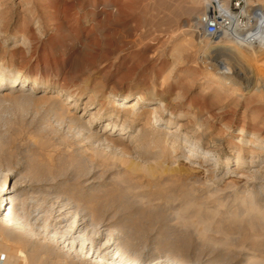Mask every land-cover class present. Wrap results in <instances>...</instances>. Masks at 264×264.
Masks as SVG:
<instances>
[{
  "label": "rangeland",
  "instance_id": "1",
  "mask_svg": "<svg viewBox=\"0 0 264 264\" xmlns=\"http://www.w3.org/2000/svg\"><path fill=\"white\" fill-rule=\"evenodd\" d=\"M234 1L222 0L225 5ZM202 4L0 0V71L27 78L22 91L0 89V187L16 191L15 214L27 228L23 233L0 223V264H14L12 250L19 260L20 252H34L35 260L26 264H87L83 254L68 258L61 245L48 240L58 226L68 229L76 216L77 223L86 219L82 230L94 245L114 231L120 242L128 243V255L142 264H247L239 260L246 253L259 257L250 264H264V249L254 251L240 237L223 241L220 231L229 228L227 214L201 236L195 219L205 211L186 210L190 202L240 209L232 191L243 183L240 174L254 169L262 171L258 192L264 187V161L253 157L259 151L254 141L264 140V49L240 45L232 33L209 39L194 25ZM245 8L252 16L264 8V0H245ZM261 24L256 21L250 32L264 29ZM15 32L18 37L9 40ZM232 47L242 59L220 53ZM219 63L245 73V80L240 74L231 79L239 89L213 79ZM247 82L253 88L243 91ZM138 97L137 121L132 123L125 107ZM156 107H161L164 123L150 125ZM109 113L115 115L99 121ZM88 120L92 133L100 136L85 132L82 123ZM117 120L115 128L103 132ZM189 155L210 160L205 171L197 164L190 167ZM238 155L246 167L224 174L223 161ZM219 176L218 184L203 185ZM155 179H164L166 186L184 184L185 199L162 203L151 214L131 198V191ZM180 205L186 225L181 228L174 219ZM35 214L40 222L32 219ZM64 214L66 222L59 225L55 220ZM94 231L98 233L91 238ZM20 239L26 245L16 244Z\"/></svg>",
  "mask_w": 264,
  "mask_h": 264
},
{
  "label": "bare ground",
  "instance_id": "2",
  "mask_svg": "<svg viewBox=\"0 0 264 264\" xmlns=\"http://www.w3.org/2000/svg\"><path fill=\"white\" fill-rule=\"evenodd\" d=\"M252 14L253 15H252L251 22L254 23L253 27H252V24H250V27L246 29L245 32H243V30L236 31L235 29L234 30L230 29L229 31H226V33L234 34V37L237 40V43L239 44L241 43L242 45H246L249 47L256 46L259 49H264V29L258 28L250 32L254 28L256 21L264 23V19L261 18L262 16H264V8L257 9L253 11ZM261 26L262 28H264V24H261ZM17 37H18V34L15 32L12 34L11 37H9V40L16 39ZM220 53L221 54L226 53L231 57H235V59L236 58L242 59V57H240L241 54L239 53L238 49L235 47L225 48L224 50H220ZM219 62L221 61L219 60ZM226 64L225 65L223 63L218 64V71H217L218 73L217 75L213 77V79L216 80L220 84L230 86L233 90H237L239 89L238 86H236V83L232 81L231 79L232 77L236 75L238 76L240 74V77H242L245 80V75H244L245 73L244 74L241 73L240 71H238L239 69L236 70L233 68V70H231L228 68L229 66H227ZM26 81H27V78L25 76H18V75L17 76H4V71H0V89H7V90H12V89L18 90L19 89V91H22L23 90L22 87H24V84ZM34 83H36V80H34ZM253 85L254 84L252 82H247L241 89L243 91H249L253 88ZM49 87L50 85L43 86L44 89H47ZM41 88L32 87L31 89L33 90V89H41ZM125 99L126 97L123 96L119 98L118 101H123ZM141 99L142 98L138 97L135 101H133L132 103H130L129 105L125 107L126 109L125 116H131V119L127 118L129 119L128 120L129 122L135 123L137 121V118L135 117L138 116L137 110L140 107ZM160 108L161 107L155 108L154 115H152L151 119L148 121L150 125H154L155 123H159V124L164 123L163 122L164 120H162V116L158 114V111ZM114 115L115 114H110V113L104 114L99 118V121L103 120L104 118L105 119L111 118ZM117 117L118 115H116V118ZM117 122L118 120L115 122H110V123L107 122L108 124L104 127L103 132L107 130H111V128L107 129L108 126L115 128L118 124ZM91 123L92 121L88 120L87 122H83L82 126L85 132L89 136H91L92 138H96L97 135L98 136L100 135L92 133ZM169 123H170L169 120L165 121V124L167 126L169 125ZM120 130L125 131L123 126H121ZM121 134L124 135V133H121ZM123 135H119V138L120 139L123 138ZM101 136H104V135L101 134ZM253 145L259 148V151L255 152V155H253L254 158H257V161L255 162L264 161V140L256 139ZM196 150H197L196 147L193 148V151H196ZM192 154H195V152H193ZM229 156H232V154ZM209 162L210 160H208L207 158L203 160L202 162H200L198 161V158L196 157L193 158L192 155L187 156V163L190 164V167L193 164H197L198 169L201 171H205ZM251 162H254V161H251ZM244 167L246 166L245 164L242 163L241 155H238L236 160L234 161L230 159H226L225 161H223L222 170L224 174H226V173L231 172L232 169L240 170V169H243ZM261 172H262L261 169H254L250 171L249 173L240 174V177L242 178L241 180H243L242 185L241 186L239 185L240 187L237 189H234L235 187L232 188L234 189L232 191V196H234L233 202L239 203L240 205V209L235 208L237 211L235 210L234 212H231V209H232V208L230 209L231 205L227 207V205H224L218 202L216 204L217 207L214 209H211L210 207L206 205H202V203L200 205H196L193 202H190V204H188L189 207H187L186 210L189 212L197 213L198 211L200 212L201 210H203V212L205 211L204 214L206 215L202 216L201 214V216L200 215L196 216V219H195L197 225H199L201 228V232H200L201 236H204L207 233H209L211 231V226L214 224V222H216V220L221 214L225 213L227 214L226 220L229 224V228L227 231H223V232L219 230L221 234L223 235V241L225 243L227 244H229L230 242L232 243L237 238L240 237L243 239L242 241L249 242V245L254 249V251L264 249V187H262L261 192L260 191L258 192L257 190V186L259 184H262L260 183L262 179ZM221 177L222 176H219L218 178H215L214 180L213 179L205 180L203 182V185L207 184L208 187H211L215 185L216 183L218 184L221 181ZM166 182L167 181H164V179L163 180L155 179L152 181H147L144 184L139 185L138 187L136 186V190L134 189V191L133 190L131 191V198L134 199L139 204H142V206H147L151 214L155 210V208L159 205H162V203L165 205H168L170 203L175 204L177 201H183L188 191V190H185L186 189L184 188L185 185L179 184L177 186H166ZM188 184L191 185V183H187V185ZM125 189H127V187ZM15 192L16 191L14 189L5 188V186L0 187V223L5 226L15 227L16 229H19L21 232L27 233V228H25L23 223L20 221V219L15 214V208L18 205V202H15L16 200L14 199V195L16 194ZM124 198L125 196L123 195L118 196V199L121 202L122 206H126L127 204ZM4 202H8L9 207L4 206V204L2 206L1 204ZM223 209H225V211ZM181 210H182V205H180L174 211V219H175L176 225L179 226L180 228L186 227V225L184 224L182 220L183 217H181V212H180ZM187 215H189V213H187ZM66 217H67V214L58 216L55 221L59 225H62L63 223L66 222ZM40 218L41 216L39 214L37 215L35 214V216L32 219L35 222H40L39 221ZM75 219H77V216L75 217ZM75 219L73 222H71L68 229H66L65 231L58 230L62 228V226H58L55 230L53 229L54 230L53 235L48 236L49 241L58 243L59 245H61V249H65L67 253L64 256L69 258L68 255H70L71 253L76 257L78 256V252H79V254H83L82 257L85 260V263L87 264H142V262H140L139 260L135 261L133 260L132 257H130V255H128L127 247H126L128 246V243L126 242L125 239L124 241L120 242L119 240L120 235L118 236L117 233L112 231L109 235H107L108 237L103 242L99 243V245L96 246L94 245L95 243L90 238H87V234H86L87 232L82 230L86 226V219L84 218V216L79 219L78 223L77 221H75ZM97 233L98 231L95 233V235H91L90 237L91 238L92 236L95 237ZM16 244L26 245V242L20 239L17 241ZM7 247L8 246H4L3 248L9 249ZM32 253L35 254L34 252ZM33 254H29V255L27 254V256H23L22 253L20 252L19 256H22L23 260H19L18 255L14 253L13 250L12 252L9 253L11 257H14L13 259L14 261L12 260L14 264H23V263L26 264V261L29 262L34 259ZM246 255L247 256L239 257V260L245 261L247 264H250V263H253L254 261L257 262L259 258L254 253H246ZM78 260L80 259L78 258ZM67 261L66 262L65 261L56 262V264H72L71 262H67ZM260 261L264 262L262 260ZM153 263H154L153 260L148 262V264H153ZM174 264H178V263L175 262Z\"/></svg>",
  "mask_w": 264,
  "mask_h": 264
},
{
  "label": "built area",
  "instance_id": "3",
  "mask_svg": "<svg viewBox=\"0 0 264 264\" xmlns=\"http://www.w3.org/2000/svg\"><path fill=\"white\" fill-rule=\"evenodd\" d=\"M202 11L194 25L211 40L231 30H246L252 24V16L245 13V0H236L225 5L222 0H201ZM242 28V29H241Z\"/></svg>",
  "mask_w": 264,
  "mask_h": 264
}]
</instances>
